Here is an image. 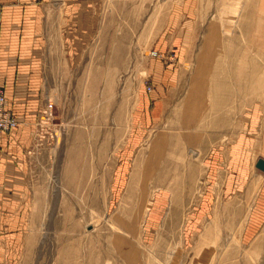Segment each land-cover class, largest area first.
<instances>
[{
  "label": "rangeland",
  "instance_id": "1",
  "mask_svg": "<svg viewBox=\"0 0 264 264\" xmlns=\"http://www.w3.org/2000/svg\"><path fill=\"white\" fill-rule=\"evenodd\" d=\"M257 1L100 0L97 38L72 67L62 6L41 12L44 107L20 194L4 193L0 264H264V56L247 32ZM187 3L195 33L180 88L144 129L140 66Z\"/></svg>",
  "mask_w": 264,
  "mask_h": 264
},
{
  "label": "crops",
  "instance_id": "2",
  "mask_svg": "<svg viewBox=\"0 0 264 264\" xmlns=\"http://www.w3.org/2000/svg\"><path fill=\"white\" fill-rule=\"evenodd\" d=\"M59 5L62 6L61 21L57 24L59 44L67 66L72 67V60L77 63L89 44L97 38L100 0H0V90L5 92L8 109L19 120V127L4 135L0 141V211L6 204L4 193L9 186H16V192L20 194L18 186L24 183V171L28 169L25 149L29 147L43 112L45 57L51 58V55L48 32L45 28L42 31L39 29L42 25L45 27L44 17L40 18L41 12ZM192 5L187 3L186 7L174 11L170 32L162 30L140 66L146 78L142 79L144 85L139 94L137 121L144 129L162 121L165 108L180 88L195 33L194 19L190 17L193 15L191 10H194ZM256 8V16L247 24V32L250 34L251 49L257 56L263 57L264 19L260 27L258 13L260 9L264 11V0H258ZM153 51L159 56H151ZM145 82L151 91H147ZM262 104L258 100L252 106ZM252 112L253 116H257L251 122V129L255 132L259 129V115L254 109ZM244 143L242 125L235 140L237 160L244 151Z\"/></svg>",
  "mask_w": 264,
  "mask_h": 264
},
{
  "label": "built area",
  "instance_id": "3",
  "mask_svg": "<svg viewBox=\"0 0 264 264\" xmlns=\"http://www.w3.org/2000/svg\"><path fill=\"white\" fill-rule=\"evenodd\" d=\"M151 56L158 57L159 54L153 51ZM147 91H151L150 86L147 87ZM18 127L19 120L17 116L8 109L5 92L0 90V141L4 135L16 130Z\"/></svg>",
  "mask_w": 264,
  "mask_h": 264
},
{
  "label": "water",
  "instance_id": "4",
  "mask_svg": "<svg viewBox=\"0 0 264 264\" xmlns=\"http://www.w3.org/2000/svg\"><path fill=\"white\" fill-rule=\"evenodd\" d=\"M257 168L264 172V160L260 159L257 163Z\"/></svg>",
  "mask_w": 264,
  "mask_h": 264
},
{
  "label": "bare ground",
  "instance_id": "5",
  "mask_svg": "<svg viewBox=\"0 0 264 264\" xmlns=\"http://www.w3.org/2000/svg\"><path fill=\"white\" fill-rule=\"evenodd\" d=\"M247 1H248V0H247ZM249 1H250V0H249ZM250 3H251V2H250ZM253 3H254V2H253ZM245 7H246V6H245ZM247 7H249V6H247ZM252 7H253V6H252ZM252 7H251V9H252ZM241 13H242V12H241ZM239 15H240V14H239ZM258 16H259L260 19H261V18L264 19V13H259ZM259 21H260V20H259ZM262 22H263V21H262ZM228 79H230V78H228ZM226 80H227V79H226ZM228 81H229V80H228ZM228 81H227V82H228Z\"/></svg>",
  "mask_w": 264,
  "mask_h": 264
}]
</instances>
